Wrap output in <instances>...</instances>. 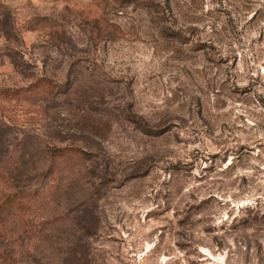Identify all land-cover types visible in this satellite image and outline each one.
I'll list each match as a JSON object with an SVG mask.
<instances>
[{
    "label": "rangeland",
    "instance_id": "rangeland-1",
    "mask_svg": "<svg viewBox=\"0 0 264 264\" xmlns=\"http://www.w3.org/2000/svg\"><path fill=\"white\" fill-rule=\"evenodd\" d=\"M0 264H264V0H0Z\"/></svg>",
    "mask_w": 264,
    "mask_h": 264
}]
</instances>
